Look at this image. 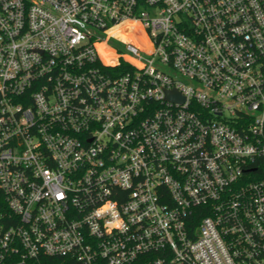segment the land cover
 <instances>
[{
	"label": "built area",
	"instance_id": "1",
	"mask_svg": "<svg viewBox=\"0 0 264 264\" xmlns=\"http://www.w3.org/2000/svg\"><path fill=\"white\" fill-rule=\"evenodd\" d=\"M0 264H264V0H0Z\"/></svg>",
	"mask_w": 264,
	"mask_h": 264
},
{
	"label": "rangeland",
	"instance_id": "2",
	"mask_svg": "<svg viewBox=\"0 0 264 264\" xmlns=\"http://www.w3.org/2000/svg\"><path fill=\"white\" fill-rule=\"evenodd\" d=\"M109 44L111 45V46H114L115 48H118V46L115 44V43H113V42H109ZM120 48H123V46H119Z\"/></svg>",
	"mask_w": 264,
	"mask_h": 264
}]
</instances>
